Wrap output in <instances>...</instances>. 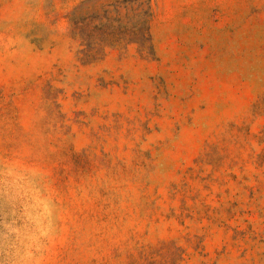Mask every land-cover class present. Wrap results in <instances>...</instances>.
<instances>
[{"label": "rangeland", "instance_id": "374dc122", "mask_svg": "<svg viewBox=\"0 0 264 264\" xmlns=\"http://www.w3.org/2000/svg\"><path fill=\"white\" fill-rule=\"evenodd\" d=\"M0 264H264V0H0Z\"/></svg>", "mask_w": 264, "mask_h": 264}]
</instances>
